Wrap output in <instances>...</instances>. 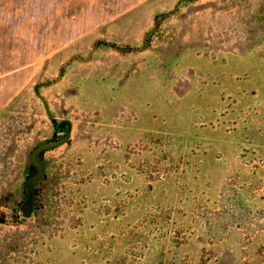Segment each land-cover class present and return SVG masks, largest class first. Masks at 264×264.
<instances>
[{
    "label": "rangeland",
    "instance_id": "374dc122",
    "mask_svg": "<svg viewBox=\"0 0 264 264\" xmlns=\"http://www.w3.org/2000/svg\"><path fill=\"white\" fill-rule=\"evenodd\" d=\"M39 1L0 94V264H264V0Z\"/></svg>",
    "mask_w": 264,
    "mask_h": 264
},
{
    "label": "crops",
    "instance_id": "0c3cea01",
    "mask_svg": "<svg viewBox=\"0 0 264 264\" xmlns=\"http://www.w3.org/2000/svg\"><path fill=\"white\" fill-rule=\"evenodd\" d=\"M24 0H0V78L7 79V83L1 86L0 94L11 93L12 83H17L22 78H27V69L24 64L29 62V47L31 42L28 38L27 27L23 25L25 21L29 20V14L31 8L29 5L23 6ZM67 1H83V2H103V3H115V9H119L120 12H125L130 8H136L142 4H147L150 0H67ZM64 0H40L38 12L42 16L47 13L54 14L56 17L61 14ZM54 5V7H53ZM88 6V5H87ZM130 6V7H129ZM133 8V9H134ZM87 9V7H86ZM114 10V9H113ZM93 12V11H92ZM90 10L84 15L87 18L93 19L94 14ZM110 12V11H109ZM62 21V20H61ZM57 24L55 18V24L59 27L58 35L55 30L53 32V41L48 43V47L60 48L61 43H58L61 38L62 22ZM91 21V20H90ZM91 22H89L90 24ZM16 24V25H15ZM86 27L85 29H87ZM45 31V28L43 29ZM39 44V42H38ZM46 43L41 42V47L44 53V47Z\"/></svg>",
    "mask_w": 264,
    "mask_h": 264
},
{
    "label": "water",
    "instance_id": "95a60500",
    "mask_svg": "<svg viewBox=\"0 0 264 264\" xmlns=\"http://www.w3.org/2000/svg\"><path fill=\"white\" fill-rule=\"evenodd\" d=\"M69 125L70 124L66 122L65 126L67 130L62 137L41 142L31 150L29 159L30 163L34 167V171L26 177L23 185L25 190V199L20 205V211L23 217H28L32 214L36 196V185L37 183L43 181L46 177L44 169L45 162L39 159V155L48 149L63 144L69 136Z\"/></svg>",
    "mask_w": 264,
    "mask_h": 264
},
{
    "label": "flooded vegetation",
    "instance_id": "af4514ba",
    "mask_svg": "<svg viewBox=\"0 0 264 264\" xmlns=\"http://www.w3.org/2000/svg\"><path fill=\"white\" fill-rule=\"evenodd\" d=\"M66 122L65 123H62L61 125L58 124L57 125V128L61 131V132H64L63 135L65 134L67 128H66ZM56 138H59V137H56ZM39 159H40V155H39ZM41 160V159H40ZM34 171V170H33ZM33 173V172H32ZM30 175V174H29ZM38 184V183H37ZM36 190H37V187H36Z\"/></svg>",
    "mask_w": 264,
    "mask_h": 264
},
{
    "label": "trees",
    "instance_id": "16d2710c",
    "mask_svg": "<svg viewBox=\"0 0 264 264\" xmlns=\"http://www.w3.org/2000/svg\"><path fill=\"white\" fill-rule=\"evenodd\" d=\"M43 153V152H42ZM42 153L40 154V159L42 160ZM29 169H32V170H34V167L32 166V164L30 163V165H29ZM39 184V183H38ZM38 195V192L36 193V196ZM36 196H35V200H34V205H33V211L35 210V205L37 204L36 203V200H37V198H36Z\"/></svg>",
    "mask_w": 264,
    "mask_h": 264
}]
</instances>
